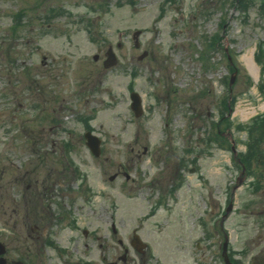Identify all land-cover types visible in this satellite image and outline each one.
Wrapping results in <instances>:
<instances>
[{
  "label": "rangeland",
  "instance_id": "obj_1",
  "mask_svg": "<svg viewBox=\"0 0 264 264\" xmlns=\"http://www.w3.org/2000/svg\"><path fill=\"white\" fill-rule=\"evenodd\" d=\"M260 2L241 12L232 0H0V241L10 258L34 245L35 224L56 231L70 264L88 253L100 264H225L224 236L229 262L264 264V164L247 175L233 159L264 104ZM108 47L118 61L104 68ZM86 128L102 139L98 156ZM134 230L144 255L130 247Z\"/></svg>",
  "mask_w": 264,
  "mask_h": 264
},
{
  "label": "flooded vegetation",
  "instance_id": "obj_2",
  "mask_svg": "<svg viewBox=\"0 0 264 264\" xmlns=\"http://www.w3.org/2000/svg\"><path fill=\"white\" fill-rule=\"evenodd\" d=\"M29 227H30V230L35 233L33 236H31V238L34 240L33 242H31V245L33 244L34 245L28 246L22 251L15 252L14 257L10 258L8 254L9 251H7L5 245L2 243L3 246L1 248L2 253H0V264H16V263H19V264H48V261H51L52 259L51 256L46 254V251L49 247H52L56 251L58 258L61 261V264H70L61 255V251L69 253V250L63 248L62 246H59L53 240H51L52 235H56V231H44V232L39 233L36 230L37 225L33 224ZM71 227L75 228L76 226L71 225ZM85 233L88 234L87 231H85ZM39 241L40 243H38ZM125 251L126 253H124L120 257V259L123 262L126 260V254L128 252L127 248H125ZM141 254L144 255L143 253ZM87 255L88 257L86 260H78L74 264H100V262H95L92 257H89V253ZM140 260L142 261V258H140ZM106 264H108V262H106ZM113 264H117V263L114 262Z\"/></svg>",
  "mask_w": 264,
  "mask_h": 264
},
{
  "label": "trees",
  "instance_id": "obj_3",
  "mask_svg": "<svg viewBox=\"0 0 264 264\" xmlns=\"http://www.w3.org/2000/svg\"><path fill=\"white\" fill-rule=\"evenodd\" d=\"M168 1V0H167ZM252 1H255V0H232V3L233 4H237L239 3L240 5V11L241 12H247V10L249 9L250 7V3L249 2H252ZM260 5H259V9H263L264 7V0H260ZM261 91L264 95V82L261 84ZM247 127V130H248V133H249V139L247 141V151L246 153L244 154H239L238 158L239 160H237L239 163H244L247 167H250V164H251V157L254 158V156H257L259 157V154H258V146H257V141H258V138H255L252 139L253 137H255V135L258 133V132H262L259 136V138L261 140H264V135H263V131H264V119H260V120H252L251 124H247L246 126H244V128ZM260 157H261V163H264V151L260 150Z\"/></svg>",
  "mask_w": 264,
  "mask_h": 264
},
{
  "label": "water",
  "instance_id": "obj_4",
  "mask_svg": "<svg viewBox=\"0 0 264 264\" xmlns=\"http://www.w3.org/2000/svg\"><path fill=\"white\" fill-rule=\"evenodd\" d=\"M136 34L139 33L138 31L135 32ZM96 58V56H94ZM115 56L109 49L107 51V58L104 60L103 64L104 66H109L115 63ZM130 98H131V108L134 110L135 114L138 115L141 113V108H140V100L139 96L136 92L130 93ZM85 139H86V145L89 147L90 151L97 155L99 152V147H98V138L94 135H92L89 131L85 132L84 134ZM230 207V206H229ZM228 207V209H229ZM224 247H225V242H224ZM224 250V249H223ZM227 261V259L225 258Z\"/></svg>",
  "mask_w": 264,
  "mask_h": 264
},
{
  "label": "bare ground",
  "instance_id": "obj_5",
  "mask_svg": "<svg viewBox=\"0 0 264 264\" xmlns=\"http://www.w3.org/2000/svg\"><path fill=\"white\" fill-rule=\"evenodd\" d=\"M244 61H245V64H246L248 70H249L250 72H252L253 74H255V76H256V74H257V69H256V67H255V65H254V62H253L251 56H249V57H245V60H244Z\"/></svg>",
  "mask_w": 264,
  "mask_h": 264
}]
</instances>
